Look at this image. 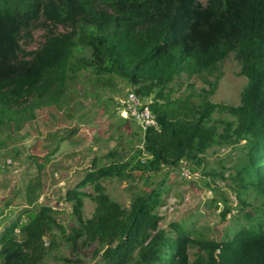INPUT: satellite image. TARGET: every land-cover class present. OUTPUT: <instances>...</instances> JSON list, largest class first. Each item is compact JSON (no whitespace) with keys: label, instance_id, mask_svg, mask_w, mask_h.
<instances>
[{"label":"trees","instance_id":"16d2710c","mask_svg":"<svg viewBox=\"0 0 264 264\" xmlns=\"http://www.w3.org/2000/svg\"><path fill=\"white\" fill-rule=\"evenodd\" d=\"M37 28L43 40L25 50L20 41ZM230 54L246 77L237 104L211 99L218 76L210 75ZM182 72L200 76L207 87L175 94ZM116 80L148 101L158 127H139L140 144L129 156L108 149L105 163L93 160L77 187L66 190L76 221L68 233L56 208L37 201L40 184L29 181L26 205L36 206L0 232V264H39L55 243V229L72 249L93 246V264H264V0H0V129L19 130L36 107L69 104L78 81L82 95L99 102L100 91ZM102 100L120 107L112 96ZM214 146L234 150L231 188L238 204L251 206L241 214L245 223L220 239L179 221L161 226L163 181L137 189L129 206L100 183L132 177L134 170L149 183L184 162L212 177L214 169H203ZM87 182L93 193L80 190ZM83 197L94 202L87 217ZM220 199L225 218L232 206Z\"/></svg>","mask_w":264,"mask_h":264},{"label":"rangeland","instance_id":"374dc122","mask_svg":"<svg viewBox=\"0 0 264 264\" xmlns=\"http://www.w3.org/2000/svg\"><path fill=\"white\" fill-rule=\"evenodd\" d=\"M199 1L203 4L206 2ZM65 29L67 27L59 28ZM42 34L43 30L37 28L31 36H24L20 43L25 50L35 48L43 40ZM239 66L233 54H230L210 75V78L218 76L217 86L211 95L213 101L228 104L239 102L240 91L246 83V77L239 74ZM176 82L178 89L175 94L184 92L190 85L193 89L207 87L200 76H187L185 72L177 77ZM82 86L83 83L76 82L69 104L60 108L54 105L36 107L33 118L25 121L19 130L0 129V139L4 142L0 146V160L9 157L12 161L9 167L0 168L1 208L9 200L8 207L0 215V232L18 214L24 213L25 208L36 206L26 205L25 189L31 181L40 184L38 193L41 201L38 202L56 207L54 216L68 233L76 221L71 213V204L64 200L66 190L77 187L86 172L93 169V160L96 159V164L105 163L103 154L108 149L116 147L119 154L127 157L139 146V125L132 118L122 113L120 115L113 102L102 100L112 96L121 102L129 87H122L117 82L115 88L110 87L106 93L100 91L101 99L98 102L93 95L83 96ZM214 148L206 150L203 169H214L212 177L199 175L197 171L190 177H184L181 170L188 169L184 162L179 167L163 169L152 176L149 183L141 178L138 170L131 172L132 177L108 176L101 178L100 183L112 199L122 206H129L137 189H149L159 180L163 181L162 202L158 206L161 226L179 221L207 238L220 239L226 229L245 223L241 214L251 211V206L249 203L238 204L231 188L233 180L228 176L234 173L230 167L234 150L230 147ZM80 190L94 192L90 182ZM221 196L227 197L228 204L232 206L225 218L220 214ZM93 208L94 202L89 197H83L84 216H90ZM23 216L26 217L25 214ZM54 232L55 243L39 264H93V246L72 249L71 243L65 241L66 234L62 236L58 229ZM45 239L48 243V238ZM195 250L189 248L190 258Z\"/></svg>","mask_w":264,"mask_h":264},{"label":"built area","instance_id":"2783aa9c","mask_svg":"<svg viewBox=\"0 0 264 264\" xmlns=\"http://www.w3.org/2000/svg\"><path fill=\"white\" fill-rule=\"evenodd\" d=\"M119 104L120 107L117 109L119 114L121 115L122 113L123 116L132 118L142 130H145L149 127H158V123L148 106V102L138 96L134 91H126L124 98L121 100V102H119ZM11 162V158H3L0 160V168L9 167ZM181 173L184 177H190L194 174V171L182 169ZM37 201H41V197H39ZM44 240L45 244H47L46 239Z\"/></svg>","mask_w":264,"mask_h":264},{"label":"clouds","instance_id":"9594fccd","mask_svg":"<svg viewBox=\"0 0 264 264\" xmlns=\"http://www.w3.org/2000/svg\"><path fill=\"white\" fill-rule=\"evenodd\" d=\"M128 91V90H127ZM145 101H147V100H145ZM148 102V101H147Z\"/></svg>","mask_w":264,"mask_h":264}]
</instances>
